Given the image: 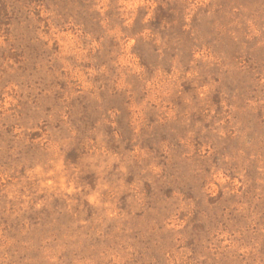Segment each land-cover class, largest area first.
Returning <instances> with one entry per match:
<instances>
[{
  "label": "rangeland",
  "instance_id": "1",
  "mask_svg": "<svg viewBox=\"0 0 264 264\" xmlns=\"http://www.w3.org/2000/svg\"><path fill=\"white\" fill-rule=\"evenodd\" d=\"M0 264H264V0H0Z\"/></svg>",
  "mask_w": 264,
  "mask_h": 264
}]
</instances>
